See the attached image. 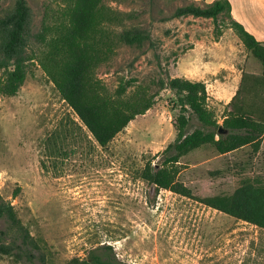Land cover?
Returning <instances> with one entry per match:
<instances>
[{
    "label": "rangeland",
    "instance_id": "obj_1",
    "mask_svg": "<svg viewBox=\"0 0 264 264\" xmlns=\"http://www.w3.org/2000/svg\"><path fill=\"white\" fill-rule=\"evenodd\" d=\"M26 1L32 14L31 55L38 52L33 35L44 20L56 17L62 0ZM104 3L130 15L124 26L114 27L118 32L136 27L151 36L142 47L119 45L112 59L99 67L97 75L110 91L122 80L156 91L159 80L177 77L180 55L199 45L206 52L229 29L225 18L174 17L187 0ZM13 4L3 0L0 15ZM26 66L19 92L0 95V197L14 206L43 248L47 264L83 258L102 244L130 264H264V229L199 201L230 196L243 180L263 184L264 137L257 154L247 146L219 156L205 146L182 157L178 181L194 197L157 191L141 179L140 170L148 161L158 165L161 152L175 139L178 109L171 91H161L151 109L102 149L36 59ZM226 72L219 69L217 79L225 81ZM206 90L209 98L216 92L212 85ZM222 93L223 100L230 95ZM208 105L220 124L223 101L210 98ZM196 127L192 119L190 131ZM0 264L25 262L2 256Z\"/></svg>",
    "mask_w": 264,
    "mask_h": 264
},
{
    "label": "trees",
    "instance_id": "obj_2",
    "mask_svg": "<svg viewBox=\"0 0 264 264\" xmlns=\"http://www.w3.org/2000/svg\"><path fill=\"white\" fill-rule=\"evenodd\" d=\"M3 0H0V5ZM174 17L217 20L225 18L241 44L261 65V73L242 71L238 87L225 106L221 123L209 108V96L203 82L184 78L158 81V89L122 80L110 91L98 77V69L107 64L119 45L142 47L151 42L142 28L124 26L130 15L113 11L104 0H62L53 20H44L33 35L38 45L29 54L32 14L26 0H14L11 9L0 15V95L15 96L27 75V63L36 59L62 101L73 111L94 141L107 147L137 116L144 115L163 90L175 97L178 113L173 121L175 139L161 152V162H146L140 177L157 191L192 198L191 190L178 181L180 159L205 146L218 155L250 147L257 154L264 137V43L257 41L231 17L228 0L211 3L188 1ZM221 34H219L220 36ZM198 127L190 131L191 120ZM222 132H219V130ZM237 220L264 229V183L243 180L230 196L199 200ZM25 264H47L46 254L18 217L14 206L0 197V257ZM66 264H130L119 260L110 245L90 249L83 258Z\"/></svg>",
    "mask_w": 264,
    "mask_h": 264
},
{
    "label": "crops",
    "instance_id": "obj_3",
    "mask_svg": "<svg viewBox=\"0 0 264 264\" xmlns=\"http://www.w3.org/2000/svg\"><path fill=\"white\" fill-rule=\"evenodd\" d=\"M187 1L211 3L214 0ZM228 1L231 6L232 19L242 25L257 41L264 43V0ZM200 47L201 45L194 46L193 49L179 56L177 77L193 82H203L207 87L212 85L216 92L209 94L210 98L223 101L225 106L238 87L242 71L253 74L261 73V65L255 62L256 60L245 50L235 32L230 28L223 32L213 42V45L207 47L206 52ZM198 54L200 58L197 57ZM207 56L209 59L206 58ZM222 67L227 69L225 81H220L216 77V72ZM225 91L230 95L223 100L222 92Z\"/></svg>",
    "mask_w": 264,
    "mask_h": 264
},
{
    "label": "water",
    "instance_id": "obj_4",
    "mask_svg": "<svg viewBox=\"0 0 264 264\" xmlns=\"http://www.w3.org/2000/svg\"><path fill=\"white\" fill-rule=\"evenodd\" d=\"M219 132H222V130L220 129Z\"/></svg>",
    "mask_w": 264,
    "mask_h": 264
}]
</instances>
